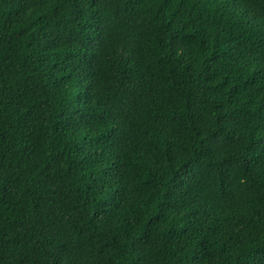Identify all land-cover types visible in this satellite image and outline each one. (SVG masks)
<instances>
[{
	"label": "trees",
	"instance_id": "16d2710c",
	"mask_svg": "<svg viewBox=\"0 0 264 264\" xmlns=\"http://www.w3.org/2000/svg\"><path fill=\"white\" fill-rule=\"evenodd\" d=\"M0 264H264V0H0Z\"/></svg>",
	"mask_w": 264,
	"mask_h": 264
}]
</instances>
